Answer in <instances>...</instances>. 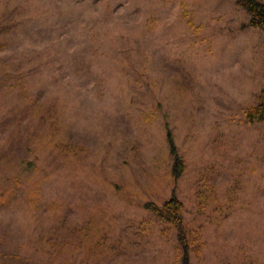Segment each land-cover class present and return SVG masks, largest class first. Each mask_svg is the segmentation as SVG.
<instances>
[{"label": "rangeland", "instance_id": "rangeland-1", "mask_svg": "<svg viewBox=\"0 0 264 264\" xmlns=\"http://www.w3.org/2000/svg\"><path fill=\"white\" fill-rule=\"evenodd\" d=\"M248 22L234 0H0V264H182L150 211L172 195L189 264H264Z\"/></svg>", "mask_w": 264, "mask_h": 264}, {"label": "trees", "instance_id": "trees-1", "mask_svg": "<svg viewBox=\"0 0 264 264\" xmlns=\"http://www.w3.org/2000/svg\"><path fill=\"white\" fill-rule=\"evenodd\" d=\"M234 4L244 10L249 16V27L259 28L264 36V0H234ZM248 122H258L264 124V92L261 93L259 104L256 107L250 108L247 112ZM166 140L169 148V153L174 159L172 166V174L178 178L184 169L183 161L176 151L173 139L170 133L166 134ZM149 206H147V209ZM150 211L155 214L159 221L174 228L176 231L177 242L182 248V264H189L188 249L185 247L183 234V219H182V204L175 196H171L164 204L158 208L154 206Z\"/></svg>", "mask_w": 264, "mask_h": 264}]
</instances>
